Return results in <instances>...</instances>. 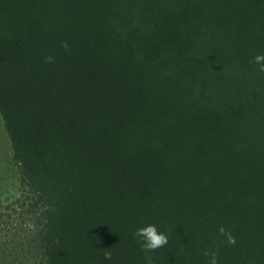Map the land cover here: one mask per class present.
Segmentation results:
<instances>
[{"label":"trees","instance_id":"obj_1","mask_svg":"<svg viewBox=\"0 0 264 264\" xmlns=\"http://www.w3.org/2000/svg\"><path fill=\"white\" fill-rule=\"evenodd\" d=\"M233 3L0 0V82L16 99L30 93L19 115L0 96V132L7 138L0 143V193L13 189L5 183L9 172L23 192L0 203V264H55L56 250L84 211L71 140L58 128L69 112L56 108L47 116L28 109L36 99L51 103L40 91L62 92L64 84L72 90L81 84L87 96L100 93L117 103L108 115L119 124L94 132L116 145L123 141L114 148L116 158L103 160L107 173L97 180L104 191L100 210L121 221L104 227L107 242L120 249V264H148L133 232L149 223L169 237L147 254L152 264H207L203 252L213 249L218 264H264V72L252 62L264 54V11ZM33 36L56 49L54 63H45L43 53L25 57L24 44ZM63 53L88 63L82 77H61ZM43 69L56 71L57 80L48 76V86L38 82L30 90L28 79ZM69 71L79 69L69 65ZM127 103L147 123L123 140L117 135ZM18 117L37 119L27 124L39 127L44 140L23 139ZM220 226L235 237L234 245L225 243Z\"/></svg>","mask_w":264,"mask_h":264},{"label":"rangeland","instance_id":"obj_2","mask_svg":"<svg viewBox=\"0 0 264 264\" xmlns=\"http://www.w3.org/2000/svg\"><path fill=\"white\" fill-rule=\"evenodd\" d=\"M234 1L236 3H233V5L236 9L264 11V0ZM35 36L28 40L29 46L25 45L28 42H25L24 44L25 40L23 41L25 47V57L43 53V55H41L43 59L45 56L51 54L55 58L56 49L51 46L45 48L46 45L42 42L43 39ZM73 58L80 59H78L77 62H72L71 59ZM81 59L82 56H65L63 53L61 56V65L62 67H67L61 72V77L64 75H67V78H71L73 76V79H75L76 75L82 77V72H84L85 68H87L88 63L85 66L84 62L78 64ZM69 65L76 66L79 71H75V73L72 74V72L69 71ZM40 72L41 70L39 73ZM42 72L44 73L28 79V88L30 90L34 89L38 82H41L44 88L45 86H48V76H51L49 79L56 78L54 75L56 71H50L51 73H49L48 69H43ZM45 80H47V83ZM30 82L33 84L29 85ZM63 89L64 91L62 92L59 88H55L52 92H47V89L45 88L46 93L39 90L45 96L50 95L49 97H51L52 100L51 103H41L40 99H36L32 102V105L28 107L29 110L40 109L47 116H50V114H53L55 111L58 113L56 108H62L63 110L66 109L69 112L66 119H59L60 126H58V128H62L64 132L62 134L63 138L71 140L70 160L72 159L71 161L74 167L72 168L74 171H77V180H79L81 188L83 187L82 193L83 196H86L85 207L89 206L88 209L84 207L83 213L76 217L74 223L71 224L68 229L66 238L55 252V264H120L123 259L120 249L114 246V244L111 246L107 242L110 233L107 234L104 227L106 228L109 223H113L117 226L118 224L121 225V221L120 223L118 222L116 216L112 214L113 212L111 210H108L105 213L100 210V206L104 201L101 195L104 191L100 188L97 180L102 171L106 172V170L102 167L103 160L107 157L116 158L117 153L114 148L120 149L123 141L120 140L121 142H118L116 145L110 136L106 137V140H103L101 135H97L94 132L98 131L101 134L102 130H104L106 126L112 127L115 124H119L113 116L110 117L108 115V111L116 106L117 103L114 102V99H108L100 93H97L95 95L96 98L94 99L92 96H87L86 89L82 87L81 84L78 88L76 87L73 90L70 85L64 84ZM7 90L8 89L4 86V84L0 82V96L5 98V101L2 102H4V104L12 110L13 114L16 110H18V115L19 111L27 110L26 105L29 100L22 98H30L28 90H26V92L19 93L18 99L14 98V95L9 94ZM33 92L37 91L33 90ZM41 96L43 95L39 93L36 97ZM98 96H101V98H97ZM122 107L123 116L121 126L123 131L117 136L126 140L128 137H132L138 132L133 131L135 130V126L139 125V128H141L147 123V121L146 117L137 113V108L133 107L131 103H127ZM100 109L101 111L104 109L102 118L98 116L101 113L99 112ZM54 116L57 117V114ZM17 120L25 128L24 131L26 130L25 133H21L22 138L26 141L38 142V140H44L46 137L45 133H39V131H41L39 127H37L38 129H35V127L27 124L28 122L31 123L32 121H37V119H30L24 122L22 117H18ZM89 120L91 121V126L88 124ZM39 121L44 126L49 127L51 125V120H44L41 118ZM2 129L3 123L0 117V131H2ZM4 141H7V138L4 133L0 132V143ZM82 143H88L89 148H92V150L89 153H86V149H83ZM143 159L145 158L143 157ZM109 171L115 172L113 169H109ZM134 173L135 171L132 174ZM4 174L5 179H7L5 183L10 182V185L13 187L9 193L7 191L0 193V203L7 204L14 198L23 195V192L20 187L15 185V183H17L15 179L18 177L16 174L11 172ZM144 189L147 188L145 187ZM110 216L112 217L109 218ZM106 248L111 250L113 253L111 260L104 259L103 253Z\"/></svg>","mask_w":264,"mask_h":264},{"label":"clouds","instance_id":"obj_3","mask_svg":"<svg viewBox=\"0 0 264 264\" xmlns=\"http://www.w3.org/2000/svg\"><path fill=\"white\" fill-rule=\"evenodd\" d=\"M61 47L68 51L70 45L67 41L61 43ZM45 63H54L55 58L51 55L44 57ZM253 63L259 66V71L264 72V54H257L253 58ZM31 227V226H30ZM218 232L221 236L225 237V243L228 245H234L236 243L235 237L223 226L218 228ZM133 236L140 242L142 251L146 254L148 264H152L153 257L147 255L148 253L155 252L157 249L163 248L168 244L169 237L165 232L160 231L157 226L153 223L146 224L136 229L133 232ZM104 259L111 260L113 253L111 250L105 249ZM203 255L208 258L207 264H218L219 250H204Z\"/></svg>","mask_w":264,"mask_h":264}]
</instances>
